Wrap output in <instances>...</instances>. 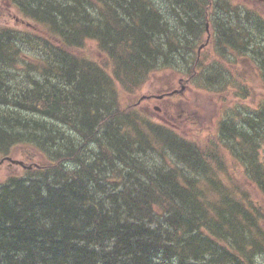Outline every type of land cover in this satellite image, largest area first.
I'll return each instance as SVG.
<instances>
[{
	"label": "trees",
	"instance_id": "16d2710c",
	"mask_svg": "<svg viewBox=\"0 0 264 264\" xmlns=\"http://www.w3.org/2000/svg\"><path fill=\"white\" fill-rule=\"evenodd\" d=\"M10 1L45 33L0 24V158L21 145L39 154L0 181V264H262L264 96L220 123L236 179L219 144L203 148L120 101L161 68L195 73L207 21L218 29L222 18L211 7L229 1ZM237 11L225 48L264 86L262 28ZM230 65L208 73L211 92L229 89ZM250 88L237 82V97Z\"/></svg>",
	"mask_w": 264,
	"mask_h": 264
},
{
	"label": "rangeland",
	"instance_id": "374dc122",
	"mask_svg": "<svg viewBox=\"0 0 264 264\" xmlns=\"http://www.w3.org/2000/svg\"><path fill=\"white\" fill-rule=\"evenodd\" d=\"M228 1V5L231 7L229 11H223L214 5L211 7V15L215 17L218 14L222 17L220 22L216 24V26L219 25L220 32L219 28H215L214 20L210 17L207 21L209 22L210 32H204L195 50V55L199 54V58L204 64L199 66L195 73H190V76H188L184 72L181 74L171 67L161 68L153 72L135 95L127 92L121 94L120 101L123 107L136 104V108L143 112L145 117L164 126L172 127L180 137L198 142L203 148L213 151L216 147L218 149L219 144L220 151L227 160L228 170L226 172L231 173L233 178L236 179L239 176L237 162L232 159L231 154L226 151L220 142V123L226 118L230 119L231 115L227 113L236 111L239 101L242 102L243 109L246 111L255 108L260 98L264 96V86L257 78V71L250 59L242 54L237 46L229 45L228 48H225L228 45L227 39L225 40L224 37V29L227 23L231 22L233 26L234 23L236 24L237 10L241 9L244 15L249 12L253 16V21L250 20L251 28H254L256 24L261 26L262 29H255V34L264 44V0ZM238 14L240 15V12ZM0 24L22 31L45 33V28L40 23H35L33 20L24 17L10 0H0ZM234 34L237 36V31ZM242 37L241 35L237 36L238 39ZM201 44H203V47L198 48ZM89 48L96 52L94 42H90ZM96 56L100 59L98 55ZM215 65H230V69L226 68L230 72L228 77L230 86L226 92L213 93L210 91V88L215 86L208 81L209 76L207 75L214 70ZM206 67L208 71L206 74H202V77L208 82L204 81L205 86L199 88L195 84V78L200 75V72L203 73ZM237 82L245 83L248 87H251L250 95L245 100L237 97ZM172 90H176L175 94L158 98L160 95ZM143 96L147 98L143 99ZM38 155L30 146L21 145L16 147L10 156L14 159L23 160L27 166L32 167L27 168L8 160L1 162L2 157L0 158V181L5 180L9 175H22L25 174L27 169H33L32 162ZM249 186L253 189H250L252 195L260 197V193L254 185L249 184ZM259 261L264 264L263 257H260Z\"/></svg>",
	"mask_w": 264,
	"mask_h": 264
},
{
	"label": "water",
	"instance_id": "95a60500",
	"mask_svg": "<svg viewBox=\"0 0 264 264\" xmlns=\"http://www.w3.org/2000/svg\"><path fill=\"white\" fill-rule=\"evenodd\" d=\"M202 47H203V45H201L200 48H202ZM5 160H9V161H11L13 163H16V164L24 165V161L19 160V159H14V158H11V157H7V158L3 159L2 162L5 161ZM28 167L31 168V166H28Z\"/></svg>",
	"mask_w": 264,
	"mask_h": 264
},
{
	"label": "bare ground",
	"instance_id": "6f19581e",
	"mask_svg": "<svg viewBox=\"0 0 264 264\" xmlns=\"http://www.w3.org/2000/svg\"><path fill=\"white\" fill-rule=\"evenodd\" d=\"M160 1V0H159ZM160 4H162V3H160ZM54 10V9H53ZM74 12V11H73ZM222 14V13H221ZM127 18V17H126ZM86 83V82H85ZM8 244V243H7Z\"/></svg>",
	"mask_w": 264,
	"mask_h": 264
}]
</instances>
